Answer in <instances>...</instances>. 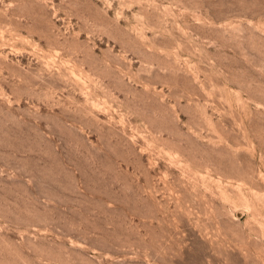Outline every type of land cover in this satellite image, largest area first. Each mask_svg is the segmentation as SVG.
Segmentation results:
<instances>
[{
    "label": "rangeland",
    "instance_id": "1",
    "mask_svg": "<svg viewBox=\"0 0 264 264\" xmlns=\"http://www.w3.org/2000/svg\"><path fill=\"white\" fill-rule=\"evenodd\" d=\"M0 264H264V0H0Z\"/></svg>",
    "mask_w": 264,
    "mask_h": 264
}]
</instances>
